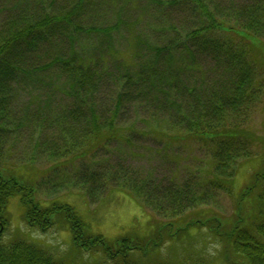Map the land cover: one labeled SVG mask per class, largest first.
Masks as SVG:
<instances>
[{"label": "trees", "instance_id": "16d2710c", "mask_svg": "<svg viewBox=\"0 0 264 264\" xmlns=\"http://www.w3.org/2000/svg\"><path fill=\"white\" fill-rule=\"evenodd\" d=\"M117 11L111 24L106 17ZM126 12L136 13L122 39L133 51L112 57L122 54L111 37ZM93 34L102 36L96 48L84 38ZM262 41L264 0H0V264H264V161L235 188L242 167L253 165L258 145L264 147V136L250 128L264 99L252 57L256 46L264 49ZM27 83L30 91L42 85L51 99L68 102L53 110L30 95L29 114L16 115L7 102L11 87ZM130 110L144 111L152 123H142L138 133L139 123L121 127ZM16 123H35L42 133L54 130L60 142L69 140L77 151L62 166L78 165L73 181L87 202L125 195L150 211L145 229L110 240L66 203L40 206L34 197L47 171L30 161L21 165L35 181L11 176L14 168L1 154L9 133L23 130ZM140 138L166 140L161 152L200 145L208 176L172 172L160 181L101 154L113 144L130 151ZM222 197L230 214L206 209ZM13 198L23 229L11 226ZM54 229L69 233L76 257L60 252L58 261L40 242L25 240V230ZM208 238L218 248L215 258L202 252Z\"/></svg>", "mask_w": 264, "mask_h": 264}, {"label": "rangeland", "instance_id": "374dc122", "mask_svg": "<svg viewBox=\"0 0 264 264\" xmlns=\"http://www.w3.org/2000/svg\"><path fill=\"white\" fill-rule=\"evenodd\" d=\"M235 1L243 3L245 0ZM118 13L119 12L117 11L116 13H113V15H108L106 17L110 20L109 22L111 24L115 23L114 16H118ZM120 18L122 24L117 33L111 38L115 41V44H113L115 45V51H121L122 54H115L112 57L119 58L120 56L121 58H125V55H131L133 45L131 44L127 47L122 39L126 33V25L136 19V13H120ZM99 20L101 21L100 18ZM98 37L102 38L101 35H98ZM98 37L96 38V34H93L91 37L85 36L84 38L86 39L85 41H94V48H96L98 46L96 40H100ZM261 44L264 48V41H262ZM259 51L258 46H256V50L252 57L255 69L258 73L257 79L264 84V49L260 52ZM30 87L32 88L30 83H27L26 86L20 85L11 87V95L8 97L7 102L16 115L20 114V116H23V114H29L26 106L28 101L31 100L30 95H37L38 98L36 99L42 103V106L48 105V109L53 110L57 105L59 106L60 104H66L68 102L66 97L58 95L51 99L52 96H49V90H45L42 85L39 89H35L34 87L31 91L27 89ZM263 98L264 95H262L261 100ZM30 112L33 113L35 110L32 109ZM127 113L128 114H125L124 117V114L120 117L119 120L122 123L120 126L126 127L127 125L129 126L130 123H139L137 126L135 125V133H138L137 130L145 127L142 123H152L148 120L146 121L148 115L146 117V114L142 110L136 111V113L130 110L127 111ZM17 124H20L23 130L20 133H17V135L9 133L6 137V140L8 138V141H6V147L1 154L7 159V166L9 168H14L11 176L22 175L25 176L29 182L35 181L36 177L34 175L32 176L33 173L30 171V167L25 168L21 165L28 164L30 161H32L35 167H37L38 171H47L45 176L43 175L44 177L38 182L37 191L35 192L34 199L39 202L40 206L46 207L50 203L55 202H58L59 204L66 203L76 210L84 222L91 228L93 233L100 234L110 240L118 238L124 233L129 232V230H132V228H134L133 230L139 229L140 231L145 229L146 222L150 217H148L150 211L148 214L145 213L138 203L125 195L120 193L108 194L96 205H90L87 202L86 197L82 193L81 185L76 181H73V176L76 175H74V172L78 168V165L72 164L69 166H62L64 161L70 159L73 156V153L77 151L76 149H72L69 140L66 142L64 141V143L60 142L58 135L54 130H48L42 133L41 128H38L35 123H16L15 126ZM13 125L14 123H10L9 129L11 131ZM250 128L256 132L257 135H260L261 137L264 136V99L251 115ZM126 134L125 130L123 135ZM163 142H166V140L158 143L156 139L140 138L132 142L133 146L130 148V151L121 147L125 146L123 144H113L101 154L104 157H109L108 159L111 162L117 163V161H125V163H127L132 169L139 170L143 173H150L156 180L160 181L170 178L172 172H175L173 176H180L181 178L190 173L194 174L196 171L200 174L201 178L208 176L206 169L208 168L209 158L200 145L188 144L189 146H187L186 143L183 145L185 147H182L177 151H168V149L164 152L162 151V153ZM4 143V141H1V145ZM255 156H257V158L254 160V164L252 165V163H250L245 165L238 174L235 181L236 190H239L243 186L244 182L248 179V176L252 177L253 174L256 173L259 164L264 161V147L258 145ZM54 166H58L56 170H52ZM206 209L213 211L214 213L230 214L231 204L227 198L222 197L221 199L210 200L209 207H206ZM7 210L11 217L12 229H23L24 226L21 219L22 210L17 198L10 200ZM24 232L25 236L28 237L29 235V239H25L27 242L34 243L35 245L40 242L38 246L41 245L40 247L50 251L58 261L59 258L57 256L60 255V252L68 254L69 256L71 252L73 256L76 257L71 246V237L67 232L62 230L57 231L56 229L47 234L27 230ZM198 234H200V236L202 235L201 233ZM201 249L202 252L204 250L206 255L209 254L212 258L218 256V248H216V246L214 247L209 238L202 244ZM61 256L64 257V255ZM67 264H69V262ZM214 264L222 263L215 261Z\"/></svg>", "mask_w": 264, "mask_h": 264}]
</instances>
